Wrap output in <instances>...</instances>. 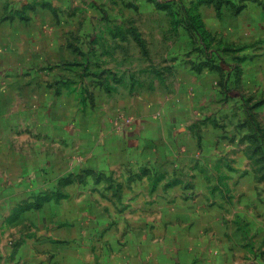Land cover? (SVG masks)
I'll return each mask as SVG.
<instances>
[{
    "label": "crops",
    "instance_id": "obj_1",
    "mask_svg": "<svg viewBox=\"0 0 264 264\" xmlns=\"http://www.w3.org/2000/svg\"><path fill=\"white\" fill-rule=\"evenodd\" d=\"M40 1L0 0V264H264V0H230L228 80L165 50L89 114L58 90Z\"/></svg>",
    "mask_w": 264,
    "mask_h": 264
},
{
    "label": "rangeland",
    "instance_id": "obj_2",
    "mask_svg": "<svg viewBox=\"0 0 264 264\" xmlns=\"http://www.w3.org/2000/svg\"><path fill=\"white\" fill-rule=\"evenodd\" d=\"M31 8L26 12L47 20L48 49L54 42L50 36L55 33V23L62 30L66 62L56 84L62 86L65 103L73 113L89 114L94 109L101 112L103 95L117 91L111 85L114 81L126 77L133 82L142 75L137 69L152 60H161L165 50L193 49L199 59L205 55L207 61L223 62L230 70L227 80L235 70L232 66L236 61L230 52L236 36L229 23L241 10L233 7L230 0H41ZM215 19L219 21L217 26ZM174 22L182 24L173 26ZM179 27L186 35L171 31ZM70 52L77 57H72ZM225 52L228 58L223 55ZM92 80L100 84L95 90L88 88ZM75 91L76 98L71 95ZM226 91L232 92L228 97L239 93L233 86ZM240 91L241 99L248 100L249 93ZM78 98L80 105L73 102ZM75 105L77 109H72ZM67 112L64 109L65 116L71 115ZM52 115L55 116L54 111ZM251 117V128L260 130L263 121H257L258 116Z\"/></svg>",
    "mask_w": 264,
    "mask_h": 264
},
{
    "label": "trees",
    "instance_id": "obj_3",
    "mask_svg": "<svg viewBox=\"0 0 264 264\" xmlns=\"http://www.w3.org/2000/svg\"><path fill=\"white\" fill-rule=\"evenodd\" d=\"M174 6H177V3H175V5Z\"/></svg>",
    "mask_w": 264,
    "mask_h": 264
}]
</instances>
